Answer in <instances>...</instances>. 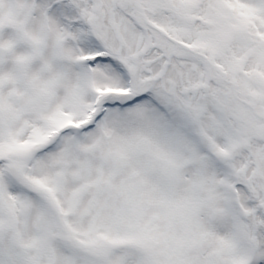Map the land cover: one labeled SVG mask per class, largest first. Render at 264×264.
Listing matches in <instances>:
<instances>
[{
    "label": "snow or ice",
    "instance_id": "snow-or-ice-1",
    "mask_svg": "<svg viewBox=\"0 0 264 264\" xmlns=\"http://www.w3.org/2000/svg\"><path fill=\"white\" fill-rule=\"evenodd\" d=\"M0 264H264V0H0Z\"/></svg>",
    "mask_w": 264,
    "mask_h": 264
}]
</instances>
